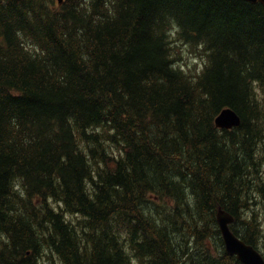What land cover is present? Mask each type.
<instances>
[{
	"label": "trees",
	"instance_id": "trees-1",
	"mask_svg": "<svg viewBox=\"0 0 264 264\" xmlns=\"http://www.w3.org/2000/svg\"><path fill=\"white\" fill-rule=\"evenodd\" d=\"M260 207L262 5L0 0V264H241L215 215L264 257Z\"/></svg>",
	"mask_w": 264,
	"mask_h": 264
},
{
	"label": "water",
	"instance_id": "water-1",
	"mask_svg": "<svg viewBox=\"0 0 264 264\" xmlns=\"http://www.w3.org/2000/svg\"><path fill=\"white\" fill-rule=\"evenodd\" d=\"M62 0H58L61 3ZM251 5L260 4L264 7V0H241ZM240 116L232 109L227 108L220 112L215 118V127L222 130H231L240 125ZM216 224L221 235L225 252L236 259L241 264H264V258L253 246L246 244L239 237H237L230 225L234 221V217L219 208L215 215Z\"/></svg>",
	"mask_w": 264,
	"mask_h": 264
},
{
	"label": "rangeland",
	"instance_id": "rangeland-1",
	"mask_svg": "<svg viewBox=\"0 0 264 264\" xmlns=\"http://www.w3.org/2000/svg\"><path fill=\"white\" fill-rule=\"evenodd\" d=\"M173 45H174L173 46L174 52L177 53V59L175 61L177 67L184 69V70L194 69L197 71H199L202 68V66L205 63V57L201 51L197 50L195 47L185 44L182 41L176 40ZM255 210H256V213H259L261 221H263L264 216H263L261 207ZM3 239H4L3 236L0 235V244ZM258 249L262 253H264L263 246H259ZM46 264H49V263H46ZM57 264L59 263L57 262ZM130 264H140V262L137 259H135V260H132Z\"/></svg>",
	"mask_w": 264,
	"mask_h": 264
},
{
	"label": "bare ground",
	"instance_id": "bare-ground-1",
	"mask_svg": "<svg viewBox=\"0 0 264 264\" xmlns=\"http://www.w3.org/2000/svg\"><path fill=\"white\" fill-rule=\"evenodd\" d=\"M219 209V208H218Z\"/></svg>",
	"mask_w": 264,
	"mask_h": 264
}]
</instances>
